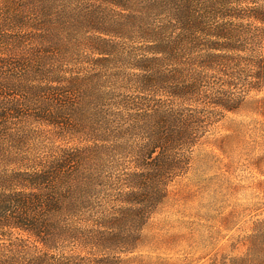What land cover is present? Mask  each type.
<instances>
[{"label":"trees","instance_id":"16d2710c","mask_svg":"<svg viewBox=\"0 0 264 264\" xmlns=\"http://www.w3.org/2000/svg\"><path fill=\"white\" fill-rule=\"evenodd\" d=\"M262 90L264 0H0V264H118Z\"/></svg>","mask_w":264,"mask_h":264},{"label":"rangeland","instance_id":"374dc122","mask_svg":"<svg viewBox=\"0 0 264 264\" xmlns=\"http://www.w3.org/2000/svg\"><path fill=\"white\" fill-rule=\"evenodd\" d=\"M188 165L118 264H230L264 255V90L224 113Z\"/></svg>","mask_w":264,"mask_h":264}]
</instances>
